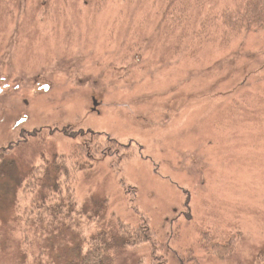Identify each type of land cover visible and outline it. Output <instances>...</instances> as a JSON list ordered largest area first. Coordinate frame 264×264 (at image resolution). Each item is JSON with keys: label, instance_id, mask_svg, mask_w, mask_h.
Instances as JSON below:
<instances>
[{"label": "rangeland", "instance_id": "1", "mask_svg": "<svg viewBox=\"0 0 264 264\" xmlns=\"http://www.w3.org/2000/svg\"><path fill=\"white\" fill-rule=\"evenodd\" d=\"M243 3L0 0V150L20 143L0 166V264H67L141 217L159 248L128 247L117 264H264V29L223 18ZM70 133L126 149L64 159L82 169L59 180L77 206L65 226L37 218L27 177L69 154ZM234 238L233 252L213 249Z\"/></svg>", "mask_w": 264, "mask_h": 264}, {"label": "trees", "instance_id": "2", "mask_svg": "<svg viewBox=\"0 0 264 264\" xmlns=\"http://www.w3.org/2000/svg\"><path fill=\"white\" fill-rule=\"evenodd\" d=\"M236 15L237 18L233 16L225 18V16H223L225 26H227L230 31L238 30L239 28L240 30H254L255 32H257L264 29V0H244L242 7L240 9H237ZM86 135L89 136L91 140L81 139V141H78V138H82L81 135H74L70 133L69 138L78 142L75 143V146L70 150L69 154L63 156L54 155L53 158H51L49 161L45 160L42 165L44 169L42 173L43 175H41V177L40 174L34 172V170L29 173V176L27 177V184L29 185L30 189H36V185L40 182V195L42 194V196L39 200L41 201L39 203L36 202V205L38 206L34 205L36 206V208L38 207L39 210H43L45 212V214H37V218H39L40 220L45 217H43V215L50 214V216L56 220L64 217L63 221L61 220V222H63L61 225L67 226L68 223H73L75 221L74 217L77 206L72 196H70V188H68L66 192L63 191L59 180L64 178L68 181L72 176H74V174H76L78 171H81L82 169L78 171L75 170L77 167L75 160L71 162L72 164L75 162V165L73 164L75 169H70L64 161L65 158H75L76 156H80L91 161L94 165L97 161H99V159L96 161L94 159H103L105 157H108L109 154H112L113 152L120 153L124 149H126L122 147L116 139H113L110 136H100L99 134L97 135L94 133H87ZM104 137L106 138L104 139ZM99 140L105 141L97 142ZM44 143L45 142H43V144ZM19 147L20 143H14L11 144L9 148L0 150V166L7 165L1 162L6 151L10 152L11 150H16ZM42 159L44 160L45 158L42 157ZM0 168H2L1 171H4L5 169L7 170L11 167ZM87 174L88 173H86V175ZM55 176L56 182L53 180ZM49 181L51 182L49 183ZM45 192L49 193L45 194ZM55 195L59 196L60 199L56 200L57 203L50 205L52 204V202L49 201L53 198L52 196ZM103 206H105V204H103ZM100 214H102L101 210ZM33 215H28V217H31L29 223L31 227H34L33 224L36 223ZM94 215H98V211H96ZM141 221L142 224H137L135 222H126L125 220L119 218L116 219L113 224H109L108 227H105L93 238H91L89 243L90 248L88 251L83 252V250L78 246V258H70L67 264H117L120 255L123 254V252H126V249L128 247L138 248L142 244H149L151 249L156 252L158 247V244L156 243L158 230L152 227L145 217H141ZM54 235L55 234H53L52 236ZM45 236L49 235L45 234ZM236 245L237 238H234L226 245L220 247L214 245L213 249L216 252H219L221 255L222 252H233L236 248ZM73 248L69 250L72 251ZM210 250L211 252H213L212 248H210ZM152 259L155 262L154 258Z\"/></svg>", "mask_w": 264, "mask_h": 264}, {"label": "water", "instance_id": "3", "mask_svg": "<svg viewBox=\"0 0 264 264\" xmlns=\"http://www.w3.org/2000/svg\"><path fill=\"white\" fill-rule=\"evenodd\" d=\"M40 90L48 91V90H49V87L45 86V87H42ZM0 93H1V92H0ZM24 122H25V120L21 121V122L19 123V125L22 124V123H24Z\"/></svg>", "mask_w": 264, "mask_h": 264}, {"label": "flooded vegetation", "instance_id": "4", "mask_svg": "<svg viewBox=\"0 0 264 264\" xmlns=\"http://www.w3.org/2000/svg\"><path fill=\"white\" fill-rule=\"evenodd\" d=\"M0 92L2 93V91H0ZM21 121H23V120H21ZM21 121H20V122H21ZM20 122H19V123H20ZM19 123H18V125H19Z\"/></svg>", "mask_w": 264, "mask_h": 264}]
</instances>
